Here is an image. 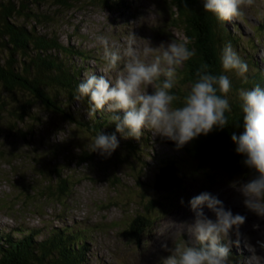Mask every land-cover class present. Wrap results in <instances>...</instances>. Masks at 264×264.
<instances>
[{"label":"rangeland","instance_id":"374dc122","mask_svg":"<svg viewBox=\"0 0 264 264\" xmlns=\"http://www.w3.org/2000/svg\"><path fill=\"white\" fill-rule=\"evenodd\" d=\"M89 1L94 3L83 0L66 9L55 0H41L40 5L33 0L27 2L29 8H39V15L41 11L51 18L39 28L41 31L54 33L62 43L87 55L79 60L86 67L85 72L103 74L102 48L94 40L100 33L121 49L133 34L137 55L149 61L151 54L142 55L148 43L157 47L172 39L185 41L183 23H177L178 10L169 0H120L122 3L111 1L108 5L101 0ZM242 7L244 15L228 22L231 31L241 37V46L252 38L258 40L254 41L253 56L259 60L264 55V32L257 35L254 28L264 19V0H250ZM57 11L61 14L55 15ZM25 20L30 22V17ZM123 64L121 61V70ZM261 66L264 70V62ZM181 67L177 68L175 85L183 75ZM109 75L114 78L116 73ZM228 75L236 85L243 81L234 72ZM158 85L159 81H154L147 91ZM0 96L10 107H16L17 103L11 106L2 92ZM34 104L32 111L37 121L33 124L28 119L16 121L10 109L0 110V233L18 236L17 228L36 230L34 238L39 241L57 227L81 229L85 264H161V259L169 254L162 244L172 248L188 239L195 216L188 203L190 198L209 191L233 214L245 217L238 231L230 230L222 241L236 257L235 262L228 258L229 264H264V217L244 205V196L239 191V185L252 176L229 177L215 172L208 177L209 173L197 170V163L189 159L185 148L188 142L178 148L174 141L150 129H142L139 139L116 133L119 146L111 156L103 157L90 150L91 140L96 132L108 134L114 130L89 132L50 113L40 103ZM71 111L84 122L90 117L88 107L77 98L70 106ZM111 123L114 124L109 119L107 125ZM127 141L138 143L135 153L128 151ZM168 156L184 162L180 167L174 166V174L181 179L177 189H161L159 193L152 186L155 175L167 165ZM53 166L68 175L63 192L59 191L61 185ZM204 212L215 218L206 207ZM138 215L148 217L150 222L135 230L131 225Z\"/></svg>","mask_w":264,"mask_h":264},{"label":"clouds","instance_id":"9594fccd","mask_svg":"<svg viewBox=\"0 0 264 264\" xmlns=\"http://www.w3.org/2000/svg\"><path fill=\"white\" fill-rule=\"evenodd\" d=\"M250 0H202L203 9L218 20L227 21L244 15L242 5ZM135 36L131 34L125 46L111 45L103 33L94 40L102 48V75L87 71L75 89L77 99L87 97L88 115L103 111L110 114L115 124L111 134L96 132L90 150L109 157L119 146L116 133L122 137L139 139L142 129L166 137L182 147L186 142L209 132L222 130L229 123L232 106L229 91L232 82L228 73L234 72L243 81L248 80V63L225 42L219 50L222 71H209L207 63L196 70V78L176 105L172 91L176 84L177 68L195 55L186 43L175 39L159 46L147 44L143 57L137 55ZM127 58V59H125ZM124 61L123 69L120 64ZM115 72L113 78L109 74ZM159 85L147 91L154 81ZM240 110L243 113V131L231 134L234 151L243 157V163L255 175L239 185L243 203L256 215L264 217V86L259 83L238 90ZM183 202V200L181 201ZM195 216L190 223V234L182 244L168 248L169 254L161 264H229V246L225 241L230 230L238 231L245 217L233 214L217 195L202 191L189 200ZM214 214L207 216L204 208Z\"/></svg>","mask_w":264,"mask_h":264},{"label":"trees","instance_id":"16d2710c","mask_svg":"<svg viewBox=\"0 0 264 264\" xmlns=\"http://www.w3.org/2000/svg\"><path fill=\"white\" fill-rule=\"evenodd\" d=\"M40 1L33 0L36 5H40ZM55 1L66 9L83 0ZM111 1L122 3L120 0H101L104 5L110 4ZM169 1L178 10L177 23H183L184 43L190 49H195V55L179 68L183 75L178 85L172 89L175 95H179L174 101L176 105L182 102L201 64L207 63L208 70L215 74L222 71L219 50L225 42H231L238 54L247 61L249 69L247 81L236 85V81L230 78L232 88L228 95L232 112L229 114V123L222 130H213L207 135L201 134L190 140L185 146L189 159L197 163V170L209 173L208 177L215 172L229 177H253L254 170L244 165L243 157L234 151L231 134L236 132L239 135L243 131V113L240 110L238 90L250 88L256 83L264 86V70L261 66L264 55L259 60L253 56L256 45L253 38L248 44L241 46V37L231 31L229 20H218L212 13L206 12L202 0ZM27 2L28 0H0V92L9 98L11 106L17 103L16 107H10L7 100L0 96V110L6 112L10 109V115H16V121L28 119L32 120L33 124V121H37V116L32 108L34 103L38 102L50 113L81 125L89 132L95 129L115 132V124L107 125L109 113L97 112L84 122L70 112V106L76 99V85L83 78L82 71H86V67L82 66L83 63L79 60H84L87 55L73 45L62 43L54 33L41 31L39 28L49 23L51 18L41 11L39 15V8L31 9ZM57 14L61 12L57 11L55 15ZM25 17H30V22H27ZM234 24L232 23L233 26ZM254 32L257 35L264 32V19L259 26H255ZM181 87L183 89L179 92ZM80 100L89 108L87 97ZM6 130L12 131L9 128ZM113 132L109 131L108 134ZM127 145L130 153L136 152L138 143L127 141ZM183 163L181 159L175 157L173 160L169 157L165 164L180 167ZM53 172H56V180L58 185H61L59 191L63 192L68 175L61 174L57 166H53ZM177 177L181 179L178 174ZM144 222H150L148 217L138 215L131 227L139 230ZM16 230L19 237L0 233V264H85L86 248L79 234L81 229L74 231L57 227L39 241L34 238L38 233L36 230ZM230 257L235 262L236 257L232 251H229L228 258Z\"/></svg>","mask_w":264,"mask_h":264},{"label":"water","instance_id":"95a60500","mask_svg":"<svg viewBox=\"0 0 264 264\" xmlns=\"http://www.w3.org/2000/svg\"><path fill=\"white\" fill-rule=\"evenodd\" d=\"M179 183L178 177L174 174V167L165 165L160 168V173L155 175L154 188L159 190L170 191Z\"/></svg>","mask_w":264,"mask_h":264},{"label":"bare ground","instance_id":"6f19581e","mask_svg":"<svg viewBox=\"0 0 264 264\" xmlns=\"http://www.w3.org/2000/svg\"><path fill=\"white\" fill-rule=\"evenodd\" d=\"M70 137V136H69ZM170 156H168V158H169ZM166 162V161H165Z\"/></svg>","mask_w":264,"mask_h":264}]
</instances>
